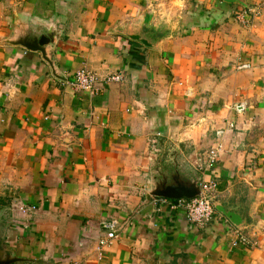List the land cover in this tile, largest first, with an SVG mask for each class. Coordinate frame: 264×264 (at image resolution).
Here are the masks:
<instances>
[{
    "label": "crops",
    "instance_id": "crops-1",
    "mask_svg": "<svg viewBox=\"0 0 264 264\" xmlns=\"http://www.w3.org/2000/svg\"><path fill=\"white\" fill-rule=\"evenodd\" d=\"M177 1L0 0V263L264 264V13L242 26L237 3ZM42 34L43 53L19 44ZM81 68L123 78L78 92ZM210 179L254 245L231 247L216 208L200 228L153 202Z\"/></svg>",
    "mask_w": 264,
    "mask_h": 264
},
{
    "label": "built area",
    "instance_id": "built-area-1",
    "mask_svg": "<svg viewBox=\"0 0 264 264\" xmlns=\"http://www.w3.org/2000/svg\"><path fill=\"white\" fill-rule=\"evenodd\" d=\"M258 15L255 8H245L244 11L236 14V18L239 20H245L246 17L253 19ZM243 67V66H242ZM249 65H245L244 68H248ZM123 78L121 73H108L104 76L88 69L81 68L76 70L68 84L76 91L87 92L91 95H95L100 91V87L103 84L110 82H119ZM233 123H229L226 128L215 131L214 143L204 152V154L195 162V167L201 172H210L214 169L216 162L218 161L221 151H223V136L227 129L233 128ZM217 189V183L214 179H210L205 182H201L199 185V194L194 198H181L176 202L164 197H154L153 202H158L161 205H166L169 209L180 208L184 211L186 219L196 225L197 227H204L213 218L214 206L212 199L213 194ZM21 211L25 212V208L21 207ZM101 226L106 230L105 236L98 239L97 249L101 253L102 248L108 246L111 241L116 237L115 235V222L114 221H102ZM255 242L251 241L249 237L240 229H235L234 237L230 242L231 247H248L254 245Z\"/></svg>",
    "mask_w": 264,
    "mask_h": 264
},
{
    "label": "water",
    "instance_id": "water-1",
    "mask_svg": "<svg viewBox=\"0 0 264 264\" xmlns=\"http://www.w3.org/2000/svg\"><path fill=\"white\" fill-rule=\"evenodd\" d=\"M225 3H238L244 7H248L247 0H221ZM129 39L140 41L142 44L152 47V44L149 40L142 38L138 34H126ZM49 42V37L46 34L39 35L36 38H33L31 41L21 40L20 45L32 51H40L43 53L44 46ZM199 194V188L194 183L184 184L178 180H175L173 184H164L161 187L155 189L152 192L154 197H164L173 200L176 202L181 198H194ZM212 204L219 212H221L237 229L243 230L244 220L236 212L228 210L221 203L216 202L215 199H212ZM3 264V263H0Z\"/></svg>",
    "mask_w": 264,
    "mask_h": 264
},
{
    "label": "rangeland",
    "instance_id": "rangeland-1",
    "mask_svg": "<svg viewBox=\"0 0 264 264\" xmlns=\"http://www.w3.org/2000/svg\"><path fill=\"white\" fill-rule=\"evenodd\" d=\"M190 2V1H189ZM177 5L180 7V8H183L185 9L187 7V3H183V1H177ZM191 5V3H190ZM231 5H234V3H232ZM185 6V8H184ZM236 6L238 7L237 9H234V13H233V19L239 23L240 25L242 26H248L250 25V23L252 22L251 19H249L248 17L245 18V20H239L236 18V14H239L240 12L244 11L245 8H255L258 12V15L253 18V19H256V18H259L261 15H263L264 13V0H250V3L248 2V7H244L242 6L241 4H236ZM192 7V5H191ZM193 8V7H192ZM248 63H239V65L237 66L238 69H248L250 68V64L248 68H244L245 65H247ZM243 66V67H242ZM113 73H121V72H113ZM122 74V73H121ZM123 75V74H122Z\"/></svg>",
    "mask_w": 264,
    "mask_h": 264
},
{
    "label": "trees",
    "instance_id": "trees-1",
    "mask_svg": "<svg viewBox=\"0 0 264 264\" xmlns=\"http://www.w3.org/2000/svg\"><path fill=\"white\" fill-rule=\"evenodd\" d=\"M229 5H231L232 3H228Z\"/></svg>",
    "mask_w": 264,
    "mask_h": 264
}]
</instances>
